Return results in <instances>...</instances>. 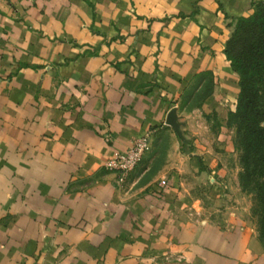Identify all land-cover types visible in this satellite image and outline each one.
<instances>
[{"label": "crops", "instance_id": "0c3cea01", "mask_svg": "<svg viewBox=\"0 0 264 264\" xmlns=\"http://www.w3.org/2000/svg\"><path fill=\"white\" fill-rule=\"evenodd\" d=\"M253 10L0 0V264H264L243 214L193 192L198 166H136L119 183L106 165L147 132L175 138L168 113L197 76H214L215 108L238 95L226 44Z\"/></svg>", "mask_w": 264, "mask_h": 264}, {"label": "rangeland", "instance_id": "374dc122", "mask_svg": "<svg viewBox=\"0 0 264 264\" xmlns=\"http://www.w3.org/2000/svg\"><path fill=\"white\" fill-rule=\"evenodd\" d=\"M239 79L238 74V84ZM214 84V76L210 73L195 78L176 106L180 126L178 131L172 126L175 138L162 131L156 140L150 139L137 166H150L146 176L169 162L173 166H198L194 174L184 171L195 180L193 192L210 198L219 195L221 210L242 213L243 221L256 230L264 246V236L259 231L258 211H254L259 204L254 193L242 184L243 151L235 140L236 125L229 122V114L236 108L238 95L235 98L220 97L221 104L215 108L206 103ZM175 139H178L177 148L173 145Z\"/></svg>", "mask_w": 264, "mask_h": 264}, {"label": "trees", "instance_id": "16d2710c", "mask_svg": "<svg viewBox=\"0 0 264 264\" xmlns=\"http://www.w3.org/2000/svg\"><path fill=\"white\" fill-rule=\"evenodd\" d=\"M249 15L238 16L226 53L240 79V92L229 122L236 125L242 148V184L258 201L259 231L264 236V0Z\"/></svg>", "mask_w": 264, "mask_h": 264}, {"label": "built area", "instance_id": "2783aa9c", "mask_svg": "<svg viewBox=\"0 0 264 264\" xmlns=\"http://www.w3.org/2000/svg\"><path fill=\"white\" fill-rule=\"evenodd\" d=\"M149 144L150 133L147 132L137 136L127 149L115 152L107 161V167L118 172L117 182H123L136 168Z\"/></svg>", "mask_w": 264, "mask_h": 264}, {"label": "water", "instance_id": "95a60500", "mask_svg": "<svg viewBox=\"0 0 264 264\" xmlns=\"http://www.w3.org/2000/svg\"><path fill=\"white\" fill-rule=\"evenodd\" d=\"M167 123L175 128V130H179L180 121L178 120L176 107H173L167 116Z\"/></svg>", "mask_w": 264, "mask_h": 264}]
</instances>
